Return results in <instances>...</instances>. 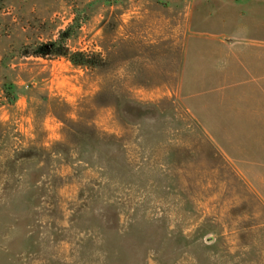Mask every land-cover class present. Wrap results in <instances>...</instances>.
<instances>
[{
    "label": "rangeland",
    "instance_id": "rangeland-1",
    "mask_svg": "<svg viewBox=\"0 0 264 264\" xmlns=\"http://www.w3.org/2000/svg\"><path fill=\"white\" fill-rule=\"evenodd\" d=\"M250 3L0 0V264H264L257 182L179 94L188 25Z\"/></svg>",
    "mask_w": 264,
    "mask_h": 264
},
{
    "label": "crops",
    "instance_id": "crops-1",
    "mask_svg": "<svg viewBox=\"0 0 264 264\" xmlns=\"http://www.w3.org/2000/svg\"><path fill=\"white\" fill-rule=\"evenodd\" d=\"M250 35L185 30L179 94L264 202V0H251ZM253 34V35H252Z\"/></svg>",
    "mask_w": 264,
    "mask_h": 264
},
{
    "label": "trees",
    "instance_id": "trees-1",
    "mask_svg": "<svg viewBox=\"0 0 264 264\" xmlns=\"http://www.w3.org/2000/svg\"><path fill=\"white\" fill-rule=\"evenodd\" d=\"M71 30H64L61 32L59 38L55 41L41 44L36 48L25 50L26 55H34V56H47V55H68V47L66 46V41L72 35ZM78 56H83L80 53H76L72 56V60L75 62H79L82 58H78Z\"/></svg>",
    "mask_w": 264,
    "mask_h": 264
},
{
    "label": "water",
    "instance_id": "water-1",
    "mask_svg": "<svg viewBox=\"0 0 264 264\" xmlns=\"http://www.w3.org/2000/svg\"><path fill=\"white\" fill-rule=\"evenodd\" d=\"M209 239H211V237Z\"/></svg>",
    "mask_w": 264,
    "mask_h": 264
}]
</instances>
